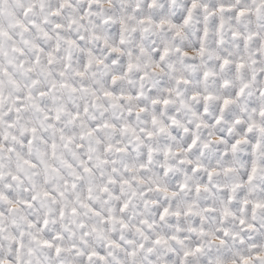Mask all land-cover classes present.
<instances>
[{"label": "snow or ice", "instance_id": "obj_1", "mask_svg": "<svg viewBox=\"0 0 264 264\" xmlns=\"http://www.w3.org/2000/svg\"><path fill=\"white\" fill-rule=\"evenodd\" d=\"M0 264H264V0H0Z\"/></svg>", "mask_w": 264, "mask_h": 264}]
</instances>
